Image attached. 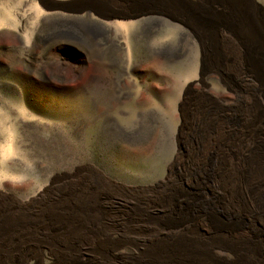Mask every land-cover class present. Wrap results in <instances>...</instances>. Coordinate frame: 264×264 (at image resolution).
<instances>
[{
    "label": "rangeland",
    "instance_id": "1",
    "mask_svg": "<svg viewBox=\"0 0 264 264\" xmlns=\"http://www.w3.org/2000/svg\"><path fill=\"white\" fill-rule=\"evenodd\" d=\"M247 1L0 0V214L41 221L15 264H264L200 207L205 169L264 151V55L243 84L216 45L264 23ZM69 202L78 229L42 217Z\"/></svg>",
    "mask_w": 264,
    "mask_h": 264
},
{
    "label": "bare ground",
    "instance_id": "2",
    "mask_svg": "<svg viewBox=\"0 0 264 264\" xmlns=\"http://www.w3.org/2000/svg\"><path fill=\"white\" fill-rule=\"evenodd\" d=\"M114 24H121V22ZM215 29L217 33L216 45L219 47L220 43L223 42L227 51L222 55V58L239 66L237 68V72L240 74L239 81L246 84L249 80L250 68L258 62L256 58H261L264 55V23L248 21L243 25H219ZM219 30L222 31L221 34L218 33ZM213 127V124L207 125L209 137L215 133ZM253 147H249L247 152L244 150L245 153L240 163L234 160H225L218 166H209V170L205 169L204 186L207 189V197L201 200L200 207L207 214L209 213L208 215L217 214L230 220L236 219L239 222L248 223L252 226L253 236L264 239V151ZM191 208L195 209L196 205ZM89 211L85 207L83 208V204L69 202L65 205L52 207L51 211L41 213V215L47 221L49 218H57L61 224L68 223V227L78 229L83 226L81 220L89 214ZM37 222L41 221H27L17 215L6 214L5 212L0 214V264H15L18 252L14 247L15 242L18 241L19 237L26 236V234L24 235L25 232L23 233L21 230L35 226ZM250 242L255 241L250 240ZM193 243L189 244L201 246V244ZM181 247L186 251L188 249L187 245ZM170 259L173 262V258H169L168 261Z\"/></svg>",
    "mask_w": 264,
    "mask_h": 264
}]
</instances>
